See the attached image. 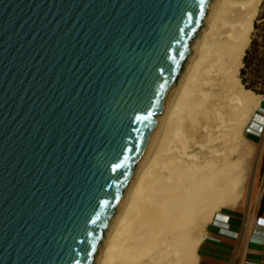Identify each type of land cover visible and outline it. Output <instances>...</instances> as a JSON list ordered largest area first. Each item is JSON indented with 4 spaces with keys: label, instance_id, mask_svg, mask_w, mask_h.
Wrapping results in <instances>:
<instances>
[{
    "label": "water",
    "instance_id": "water-1",
    "mask_svg": "<svg viewBox=\"0 0 264 264\" xmlns=\"http://www.w3.org/2000/svg\"><path fill=\"white\" fill-rule=\"evenodd\" d=\"M212 2L0 0V264H95Z\"/></svg>",
    "mask_w": 264,
    "mask_h": 264
},
{
    "label": "bare ground",
    "instance_id": "bare-ground-1",
    "mask_svg": "<svg viewBox=\"0 0 264 264\" xmlns=\"http://www.w3.org/2000/svg\"><path fill=\"white\" fill-rule=\"evenodd\" d=\"M260 2L222 0L220 4L213 0L182 76L158 116V125L106 230L96 264H193L200 228L214 211L234 204V198H226L231 195L226 196L225 159L220 160L224 165L219 170L216 158L202 173L196 156L188 153L185 120L201 110L211 113L209 121L219 131H229L232 138L240 136L258 106V95L243 88L238 70ZM229 3V13H223ZM221 12L226 14L223 21ZM206 116L202 122L210 115Z\"/></svg>",
    "mask_w": 264,
    "mask_h": 264
},
{
    "label": "rangeland",
    "instance_id": "rangeland-1",
    "mask_svg": "<svg viewBox=\"0 0 264 264\" xmlns=\"http://www.w3.org/2000/svg\"><path fill=\"white\" fill-rule=\"evenodd\" d=\"M221 2H222V0H220V4H221ZM229 5H230V3L228 4V6ZM228 6H227L228 9H226V5H225V8H224L225 11L223 13H226V10H228L226 14L229 13V11H230L229 8H231L232 5H230L229 7ZM223 13L221 12L220 13V17H219L222 21H223L224 15L226 16V14H223ZM220 19H218L217 24H221L220 22H222V21ZM204 23H205V21H204ZM204 26H205V24H204ZM204 26L202 28H204ZM199 34H200V31L198 32V35L194 39L193 43L198 38ZM193 43H192L191 47H193ZM183 71H184V68H183ZM183 71H182V73H183ZM181 76H182V74H181ZM257 99H258V106L251 112V114H250L251 116H249L247 122L244 124V126H243V128H242V130L240 132V136H238L236 138H232L233 136L230 135L229 131H223V132L219 131L220 129H218L216 127V125H214L215 123L213 124L212 121H209V120L212 119L211 113H204L203 111L199 110L195 114V115H197V118H196L195 115H193L192 117H195V118L186 117V120H185V122H187L186 126H188V127H186V126L185 127L187 129H189V131L187 129H185V131L187 132V133L185 132V134H186L185 135V139H186V141L189 139V141H187V142H188V145H190V147L188 149V153L189 154L192 153V154H194L196 156L195 158L197 160L195 159V162H196L195 164L199 165V167H203L202 168V170H203L202 173L206 172V170L208 169L207 168L208 167L207 163L208 164L212 163V160L214 162L217 159H219V161L217 160L216 165H215L217 170H219L220 167H223L224 163H226V186H227L226 187V196H230L231 195L230 197H226V198H228L230 200L232 198H234L233 203L236 202L235 205H237V203L245 202V201H247L249 199V197L251 196V193H252V191L254 189V184H256L255 182H256V179H257V175L259 174V172L261 170L262 155H263V149L264 148L262 149V147H261V142L262 141L258 140L257 138H255L253 136V134H255V133L252 130V127L255 125V116L258 115V110L261 107L262 103L264 102V99L262 98L261 95H258ZM206 115L207 116L210 115V116H208V118L209 117L211 118V119L210 118L209 119L206 118V121L208 123L205 120H204L205 123L202 122L203 119H205ZM197 121H199L201 126L199 125V123H197ZM193 122H194V124H193ZM209 122L210 123L212 122V123L209 124ZM210 125H213L216 128L211 126L212 129H209ZM207 126H209V127L207 128ZM206 129L208 130L209 133L206 132L207 131ZM213 129L218 130V131L216 132ZM191 130H192V132H191ZM189 132H191V134ZM219 132H220V134L222 133L221 135L224 134L222 136V138H220ZM210 134H211V137H209ZM187 135H188V137H187ZM216 137H217L218 140L219 139L220 140L219 141L216 140ZM210 138L211 139H215V140H211L210 141ZM221 140H222V142H220ZM193 141H194L195 145H194V143H191ZM191 144L194 145V146H191ZM214 148H215V150H214ZM212 150H213V152H212ZM216 154H218V155H216ZM213 155H216V156L213 157ZM222 156H224V157H222ZM221 159L222 160L225 159V161H223L224 162L223 164L220 161ZM200 163H202L205 166L207 165V166L206 167L202 166ZM197 175H199V174H197ZM217 180L219 181L218 178H217ZM229 208H231V205L229 207L220 208V209L214 211L212 216L210 217V219L200 228V232H199L200 236L203 235L206 226L212 220V217H213L215 212L226 211V209H229ZM95 264H96V259H95Z\"/></svg>",
    "mask_w": 264,
    "mask_h": 264
},
{
    "label": "crops",
    "instance_id": "crops-1",
    "mask_svg": "<svg viewBox=\"0 0 264 264\" xmlns=\"http://www.w3.org/2000/svg\"><path fill=\"white\" fill-rule=\"evenodd\" d=\"M262 125L264 102L253 127ZM253 136L262 141L263 149L264 132ZM255 183L247 201L237 205L235 202L231 208L222 211L228 216L229 235L218 234V227L212 220L206 226L194 249L193 264H264V169L260 170Z\"/></svg>",
    "mask_w": 264,
    "mask_h": 264
},
{
    "label": "trees",
    "instance_id": "trees-1",
    "mask_svg": "<svg viewBox=\"0 0 264 264\" xmlns=\"http://www.w3.org/2000/svg\"><path fill=\"white\" fill-rule=\"evenodd\" d=\"M238 78L244 89L264 96V0L253 19L249 42L244 50ZM264 168V149L261 171Z\"/></svg>",
    "mask_w": 264,
    "mask_h": 264
},
{
    "label": "built area",
    "instance_id": "built-area-1",
    "mask_svg": "<svg viewBox=\"0 0 264 264\" xmlns=\"http://www.w3.org/2000/svg\"><path fill=\"white\" fill-rule=\"evenodd\" d=\"M258 129V130H257ZM252 130L254 131L255 134H260L264 132V126H260L259 128L252 127ZM227 220L228 216L223 214L222 212H215L213 217H212V223L217 225L218 227V234L221 235H229L230 231L227 229ZM249 264H260L258 262L254 263H249Z\"/></svg>",
    "mask_w": 264,
    "mask_h": 264
}]
</instances>
